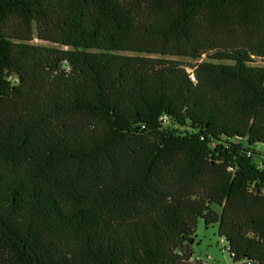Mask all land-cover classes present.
I'll use <instances>...</instances> for the list:
<instances>
[{"label":"trees","instance_id":"obj_1","mask_svg":"<svg viewBox=\"0 0 264 264\" xmlns=\"http://www.w3.org/2000/svg\"><path fill=\"white\" fill-rule=\"evenodd\" d=\"M256 144L264 0H0V264H264Z\"/></svg>","mask_w":264,"mask_h":264},{"label":"rangeland","instance_id":"obj_2","mask_svg":"<svg viewBox=\"0 0 264 264\" xmlns=\"http://www.w3.org/2000/svg\"><path fill=\"white\" fill-rule=\"evenodd\" d=\"M183 62L188 61L184 60ZM253 150L257 156H254L252 161L256 166H260V157L264 156V145L256 144ZM190 250L193 258H201L203 264H244L243 262H232L226 242L217 235V226L206 227L200 220L197 223Z\"/></svg>","mask_w":264,"mask_h":264},{"label":"built area","instance_id":"obj_3","mask_svg":"<svg viewBox=\"0 0 264 264\" xmlns=\"http://www.w3.org/2000/svg\"><path fill=\"white\" fill-rule=\"evenodd\" d=\"M188 73H189V76H190V79L191 81L195 82V78H194V75H193V71L192 70H188ZM260 165L263 166L264 165V156H262L260 158ZM191 262L193 263H200V264H203L202 262V259L201 258H191ZM245 264H251V263H245Z\"/></svg>","mask_w":264,"mask_h":264}]
</instances>
